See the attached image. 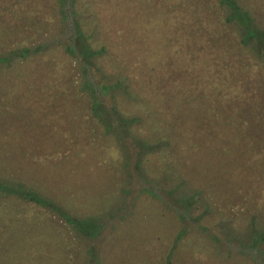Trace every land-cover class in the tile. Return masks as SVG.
<instances>
[{"label":"rangeland","instance_id":"rangeland-1","mask_svg":"<svg viewBox=\"0 0 264 264\" xmlns=\"http://www.w3.org/2000/svg\"><path fill=\"white\" fill-rule=\"evenodd\" d=\"M235 2L256 33L219 0H0V264H259L264 0Z\"/></svg>","mask_w":264,"mask_h":264},{"label":"trees","instance_id":"trees-1","mask_svg":"<svg viewBox=\"0 0 264 264\" xmlns=\"http://www.w3.org/2000/svg\"><path fill=\"white\" fill-rule=\"evenodd\" d=\"M219 1L221 3H224L228 7V9H229L227 15L225 16V19L226 20H233L239 26H241L245 31H247V34H254V33L257 32V28H259V27L258 26H255V23H254V21H252L253 19L248 14L247 10L244 9V8H241L240 5L235 2V0H219ZM69 26L70 27H72V26L73 27H78V24L76 22L75 23L69 22ZM73 39H72L73 41L70 40L71 46L74 49H76L78 52H80L79 49H78V46H77V41H78V39L79 40H84L83 39V36L78 37V38H75L74 37ZM255 40H256V43L257 44L259 42L258 46L259 47H262L263 48V51H264V36H260L259 35V37H257ZM22 49H23L22 52H21V49H19L18 55H21L22 56V55H24L26 53V51L28 52L27 47L24 46V47H22ZM98 50H99V48H93V49L90 48L89 49V52L91 54H93V53L97 52ZM23 52H24V54H22ZM0 59L6 60V59H8V56L7 55L0 56ZM82 60L84 61V58H82ZM86 77H88V75H86ZM84 81H90V79H85ZM89 97L90 98H93L94 97V99H95L97 97V95H95L94 93H92V94L90 93ZM94 114H96V113H94ZM142 147H143V150L142 151H146L147 152V151H149V150L152 149L153 143H151V142H149L147 140H144V144L141 145V146H138L136 148H142ZM33 194L35 195L34 192H33ZM34 197H36V196H34ZM191 200L188 202L189 204H190ZM180 202L183 204L182 201H180ZM52 203H53L52 204L53 207L56 209L57 206L55 205V203L53 201H52ZM58 212H59V209H58ZM59 214H61V212ZM261 227H262V225L257 228L258 229L257 230L258 234H257V238H256V244H257V252H258V259H259V262L258 263L259 264H264V252L262 251V248L264 247V231L261 230ZM260 256L263 257V259H260L259 258Z\"/></svg>","mask_w":264,"mask_h":264}]
</instances>
